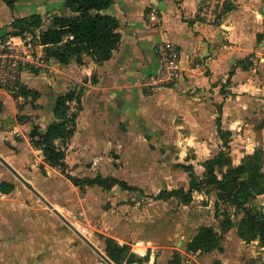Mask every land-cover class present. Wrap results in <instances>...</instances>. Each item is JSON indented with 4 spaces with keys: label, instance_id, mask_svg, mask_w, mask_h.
I'll list each match as a JSON object with an SVG mask.
<instances>
[{
    "label": "rangeland",
    "instance_id": "1",
    "mask_svg": "<svg viewBox=\"0 0 264 264\" xmlns=\"http://www.w3.org/2000/svg\"><path fill=\"white\" fill-rule=\"evenodd\" d=\"M28 1L30 11L44 14L43 27H47L50 13L64 10L65 0ZM0 40L11 41L14 52L22 58L19 90L34 88L48 95L45 101L34 94L19 96L18 92H13L11 94L14 96L9 97L5 93L10 99L6 103L0 102V113L17 116L13 118L12 124L25 120L27 116H50L49 106L54 96L70 87L67 82L58 83L59 78L65 77L70 69L47 57L34 34L27 33L16 40L9 36ZM71 106L75 110L77 103L73 101ZM190 119L191 116H125L119 122L108 121L106 125L97 121V132L101 134L88 135L90 142L81 140L80 145H74L68 151L67 169L82 185H75L61 174L58 167L46 165L42 153L35 151L29 135L17 136L30 152L24 170L27 176L23 178L45 195L54 210L1 161L12 182V185L7 186L9 194L13 195L10 199L18 197L24 206H32L29 214L38 211V222L41 220L44 228V243L54 241L59 244L58 254L54 249L57 262L53 264H109L58 216L56 209L106 255V241L111 237L118 244L126 245L131 253L140 256L149 250L151 259L155 258L153 263L146 260L129 263L124 259L119 263L112 260L114 264H165L175 251L180 253L184 264L264 262L263 239L259 236L251 239L249 235L245 240L239 236L244 213L237 212L230 201H222L214 184L195 191L193 200L187 204L177 197H155L164 190L187 189L191 166L195 174L202 178V163L216 155L221 147L216 137L197 136L189 127L193 123ZM249 119L241 129L243 136L232 139L230 149L226 150L231 152L233 165L243 160L242 152L246 156L255 148H264V117L250 116ZM58 144L63 146L60 140ZM42 165L44 168L41 169ZM14 169L22 176L18 168ZM262 170L264 172V162ZM98 175L119 178L138 190L123 189L118 184L106 187L86 182L87 178H96ZM4 200L9 199L0 195V205ZM251 203L257 210L264 212V194ZM229 220L231 223L228 224ZM204 226L214 229L222 249L189 250V242ZM245 233L249 234L246 230ZM52 249L48 248V252ZM44 253L47 251L44 250ZM45 264H49L48 260H45Z\"/></svg>",
    "mask_w": 264,
    "mask_h": 264
},
{
    "label": "crops",
    "instance_id": "2",
    "mask_svg": "<svg viewBox=\"0 0 264 264\" xmlns=\"http://www.w3.org/2000/svg\"><path fill=\"white\" fill-rule=\"evenodd\" d=\"M201 2L112 0L104 13L118 20L117 30L121 39L109 59L97 62L84 55L83 63L73 59L63 64L51 57L59 65L70 69L65 77L59 78L58 83L69 84L65 92L77 89L82 105L74 134L66 144L67 168L68 151L74 145H80L81 140L90 142L88 135L101 134L97 132V121L106 125L108 121L119 122L125 116H191L193 123L189 127L192 131L197 136L216 137L221 143L219 153L230 149L232 139L243 136L241 129L246 121H250V116L264 117V0H241L239 6L228 8L217 23L206 22L198 15ZM65 3L66 0L63 12H53L50 16L69 13ZM29 9L28 0H18L14 7L0 0V39L9 36L16 40L20 37L12 33L15 19L33 13H39L44 18L41 12ZM166 40L179 46L181 72L171 86L149 93L143 86V78L160 68L156 45ZM39 46L44 51L43 46ZM91 78L93 81H90ZM81 82L84 85H77ZM34 90L39 93L38 98L48 100L46 93ZM5 93L9 97L14 96L0 88V102L6 103L10 99ZM63 93L54 96L49 106L50 116H27L25 120L12 124L17 116L0 113V155L18 168L24 177L27 176L24 170L30 152L17 136L27 134L31 139L30 132L34 126L46 131L56 120V100ZM83 119L86 121L83 122ZM35 148L44 157L43 150ZM257 149L264 150L255 148L253 152L247 151V155ZM242 153L244 159L247 155ZM3 182L12 185L6 166L0 163V195L9 199L0 205V264H45V260L49 264L56 263L54 249L58 254L59 244L54 241L44 243V228L41 220L38 222V211L29 214L32 206H24L18 197L10 199L13 196L10 191H1ZM50 247L53 249L48 252ZM147 253H150L149 250L139 255ZM151 258L149 262H155V258ZM165 264H169V260Z\"/></svg>",
    "mask_w": 264,
    "mask_h": 264
},
{
    "label": "trees",
    "instance_id": "3",
    "mask_svg": "<svg viewBox=\"0 0 264 264\" xmlns=\"http://www.w3.org/2000/svg\"><path fill=\"white\" fill-rule=\"evenodd\" d=\"M18 0H5L14 7ZM112 0H66L69 13L52 14L47 27H43L44 18L39 13H33L25 17L15 19L12 22L15 36H24L27 33L34 34L38 45H42L47 57H53L63 64L76 59L83 63V56L89 55L97 62L109 59L118 46L121 34L117 30L118 20L107 13L106 8ZM20 89V88H19ZM18 89V90H19ZM23 96L39 93L31 88L17 91ZM76 102L77 107L72 110L71 102ZM82 108L80 93L77 89H69L61 94L55 104L56 120L52 122L46 131H41L34 126L30 132L33 144L43 150L45 161L53 167H59L61 172L74 184L82 185L81 181L67 171L66 144L73 136L78 113ZM61 140L63 146L58 145ZM225 145L227 142L225 140ZM264 150L257 149L247 155L239 165H233L228 152L220 151L216 156L206 160L204 176L199 178L190 167V181L188 188H176L160 192L157 199L177 197L184 203L193 200V193L209 184H214L219 190L218 195L222 201H230L237 212L244 213L241 219L238 234L243 239H251L259 236L264 241V212L257 210L252 200L264 194ZM90 185H103L112 187L116 184L123 189L138 190L137 187L127 184L125 181L107 176L98 175L96 178H87ZM3 182L1 191L9 192ZM224 187V188H223ZM224 189V192L222 190ZM231 223L229 220L228 224ZM245 230L249 233H245ZM190 251H211L222 249L221 242L211 226L202 227L188 244ZM106 252L114 262L126 260L129 263L149 261L150 253L138 256L131 253L126 245H120L113 238L106 241ZM146 253V252H145ZM144 253V254H145ZM140 254V255H144ZM169 264H184L179 252L175 251L169 259ZM261 264H264L262 262Z\"/></svg>",
    "mask_w": 264,
    "mask_h": 264
},
{
    "label": "built area",
    "instance_id": "4",
    "mask_svg": "<svg viewBox=\"0 0 264 264\" xmlns=\"http://www.w3.org/2000/svg\"><path fill=\"white\" fill-rule=\"evenodd\" d=\"M241 0H202L198 15L206 22L217 23L226 14L228 8L237 7ZM11 41L0 40V88L15 93L20 87L22 58L13 50ZM156 54L160 68L143 78V86L149 93L171 86L181 72V52L179 46L170 40L156 45Z\"/></svg>",
    "mask_w": 264,
    "mask_h": 264
},
{
    "label": "water",
    "instance_id": "5",
    "mask_svg": "<svg viewBox=\"0 0 264 264\" xmlns=\"http://www.w3.org/2000/svg\"><path fill=\"white\" fill-rule=\"evenodd\" d=\"M0 160L2 162H4V164L6 166H8V168H10V170H12L19 178H21L26 184L27 187L40 199L42 200L45 204H47L51 209L54 210V206L53 204L45 197V195H43L33 184H31L30 182H27V180H25L23 178V176H21V174H19L17 171H15L14 167L12 165H10L9 162H7L1 155H0ZM55 212L58 214V216L65 222L67 223L84 241L85 243L92 249L94 250L103 260H105L106 262H108L109 264H114L112 262V260L110 259V257L108 255H106L95 243H93L92 241H90L83 233H81L77 227L72 223L71 220H69L65 215H63L62 213H60L59 211L55 210Z\"/></svg>",
    "mask_w": 264,
    "mask_h": 264
},
{
    "label": "bare ground",
    "instance_id": "6",
    "mask_svg": "<svg viewBox=\"0 0 264 264\" xmlns=\"http://www.w3.org/2000/svg\"><path fill=\"white\" fill-rule=\"evenodd\" d=\"M56 210H58V209H56Z\"/></svg>",
    "mask_w": 264,
    "mask_h": 264
}]
</instances>
